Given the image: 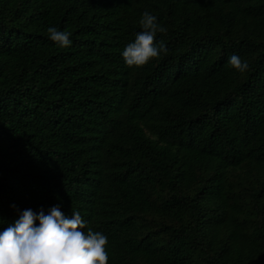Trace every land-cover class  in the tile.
<instances>
[{
  "label": "trees",
  "instance_id": "16d2710c",
  "mask_svg": "<svg viewBox=\"0 0 264 264\" xmlns=\"http://www.w3.org/2000/svg\"><path fill=\"white\" fill-rule=\"evenodd\" d=\"M53 206L108 264H264V0H0V232Z\"/></svg>",
  "mask_w": 264,
  "mask_h": 264
},
{
  "label": "clouds",
  "instance_id": "9594fccd",
  "mask_svg": "<svg viewBox=\"0 0 264 264\" xmlns=\"http://www.w3.org/2000/svg\"><path fill=\"white\" fill-rule=\"evenodd\" d=\"M139 24L142 30L122 52L129 67L144 66L168 51L163 40L156 41L157 33H166L167 29L155 15L143 12ZM47 32L61 47L72 43L70 32L56 27H49ZM228 64L240 73L250 69L249 63L236 54L229 57ZM86 228L78 211H72L69 217L59 206H53L47 214L43 209L38 214L26 209L0 232V264H108L107 236L91 228L84 231Z\"/></svg>",
  "mask_w": 264,
  "mask_h": 264
}]
</instances>
